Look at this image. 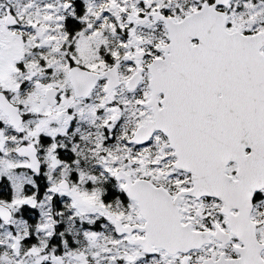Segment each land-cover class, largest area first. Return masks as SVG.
Wrapping results in <instances>:
<instances>
[{"label": "snow or ice", "instance_id": "6c2138e0", "mask_svg": "<svg viewBox=\"0 0 264 264\" xmlns=\"http://www.w3.org/2000/svg\"><path fill=\"white\" fill-rule=\"evenodd\" d=\"M0 264H264V0H0Z\"/></svg>", "mask_w": 264, "mask_h": 264}]
</instances>
